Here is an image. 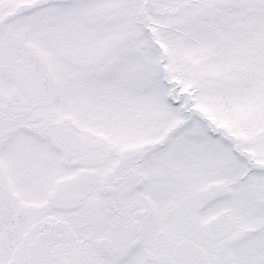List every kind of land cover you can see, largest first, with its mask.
<instances>
[{"label":"snow or ice","instance_id":"snow-or-ice-1","mask_svg":"<svg viewBox=\"0 0 264 264\" xmlns=\"http://www.w3.org/2000/svg\"><path fill=\"white\" fill-rule=\"evenodd\" d=\"M0 264H264V0H0Z\"/></svg>","mask_w":264,"mask_h":264}]
</instances>
